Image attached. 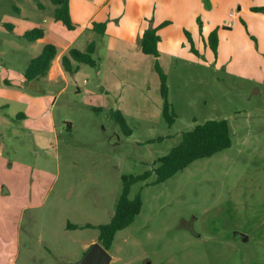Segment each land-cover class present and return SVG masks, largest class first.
<instances>
[{
	"label": "rangeland",
	"instance_id": "rangeland-1",
	"mask_svg": "<svg viewBox=\"0 0 264 264\" xmlns=\"http://www.w3.org/2000/svg\"><path fill=\"white\" fill-rule=\"evenodd\" d=\"M245 1L220 0V13ZM38 2L0 0V264L74 263L112 217L122 177L146 171L128 194L140 196V212L115 233L109 264H264V9L221 18L216 57L200 36L195 46L210 56L188 58L175 36L168 47V21L156 26L157 58L105 52V37L95 34L96 67L45 75L35 90L23 75L29 61L49 40L61 50L76 33L54 21L50 0ZM53 22L45 40L19 34L23 24ZM87 39L70 46L84 50ZM156 59L171 122L162 115ZM207 119L228 121L230 147L156 182L155 160Z\"/></svg>",
	"mask_w": 264,
	"mask_h": 264
},
{
	"label": "trees",
	"instance_id": "trees-1",
	"mask_svg": "<svg viewBox=\"0 0 264 264\" xmlns=\"http://www.w3.org/2000/svg\"><path fill=\"white\" fill-rule=\"evenodd\" d=\"M38 2V0H36ZM54 4V19L61 21L68 29H73L74 24L70 18L68 10V0H50ZM38 5L41 4L38 2ZM17 9V7H15ZM264 6L251 7L252 11L263 10ZM167 22H162L159 26H164ZM6 28L12 29L10 23L5 24ZM158 26V27H159ZM105 22H93L92 29L98 34L105 33ZM158 27H149L143 31L139 41V46L144 54L152 55L155 58L159 56L158 42L160 36L158 34ZM44 35V29L41 27H33L26 30L21 37L33 41L41 38ZM190 42L191 51L198 54L197 50L191 41L190 35L186 32ZM207 45H209L212 52L215 54L218 38L217 30L213 29L207 38ZM96 50L95 42L91 41L87 44L84 50H79L76 47H71L66 53L61 56V65L68 73H73L79 69V64H87L91 67H96L97 61L93 54ZM57 49L52 43H46L41 52L32 58L25 71L24 78L27 82L32 80H39L44 77L51 65L52 60L56 56ZM154 68L158 72L160 78V94L163 99L162 115L169 121H172V114L170 112V104L167 94L166 74L157 62L154 63ZM114 119L125 127V122L122 115L113 111ZM231 145V133L228 121L226 119H207L202 123L196 124L192 129L183 132L181 140L173 146L166 154L158 157L155 160L156 166L153 171L155 173L156 182H163L176 172L182 170L196 159L210 157L214 153L224 150ZM151 171H146L140 175H124L122 177L123 187L121 194L116 202L115 211L109 222L98 225L99 234L97 242H99L105 249L110 248L114 239L115 233L128 226L134 217L140 212L141 199L139 195L134 198H129L128 194L131 185L138 181L147 178ZM76 228L77 225H69ZM85 226H90L86 224Z\"/></svg>",
	"mask_w": 264,
	"mask_h": 264
},
{
	"label": "crops",
	"instance_id": "crops-1",
	"mask_svg": "<svg viewBox=\"0 0 264 264\" xmlns=\"http://www.w3.org/2000/svg\"><path fill=\"white\" fill-rule=\"evenodd\" d=\"M229 1L231 2V4L229 3L231 7L232 4L235 5L236 3L235 0ZM245 2V5L244 3L238 5L237 7L240 11L231 16L232 10L225 12V9H223L224 13H220V0H68V10L74 28L68 29L63 25L68 30L76 31V33L62 45L63 48L61 50L57 49V42L50 40L47 42L56 46L57 53L46 75H48L49 80H53L57 76L65 77L66 71L63 69L60 61L62 54L66 53L69 47H71L70 45L83 34H86L88 43L94 41L93 37L98 33L92 29L93 22H105V33L102 35L105 37V52H142L139 41L143 31L146 28L156 27L162 22L168 21V24L163 27L168 29V47L169 43H172L173 36H175L181 45L182 52H186L185 55L188 58L189 56L194 57L202 53L210 56V52L204 50V52H200L199 48H196L195 40L200 36L202 42L205 44L204 38H208L209 33L215 29L214 26H226L222 25L223 21H220L221 18L231 17L232 20L239 21L242 18L245 19V16L250 14L249 10L251 7L264 6V0H250L251 4L248 1ZM16 10L19 12L18 7ZM253 12L257 14V11ZM242 14L243 17H241ZM259 16H261L260 19L264 20L263 13L259 14ZM54 21L58 20L54 19ZM8 23L12 26L11 30L16 29L15 23ZM27 26L30 27V25L23 24L19 28L20 36L30 29ZM56 26V22H53L49 27L46 24L41 25L40 27L44 29V35L36 40H45L49 33L54 32ZM228 27L232 28V26ZM163 28L158 30V34ZM250 28L249 33L252 32ZM222 30L229 31L226 28ZM186 32L189 33L198 54L191 51ZM49 39L51 38L49 37ZM159 49H161L160 41L158 42ZM258 53L264 54V52ZM218 54L217 45L216 53H213V55L216 57Z\"/></svg>",
	"mask_w": 264,
	"mask_h": 264
},
{
	"label": "water",
	"instance_id": "water-1",
	"mask_svg": "<svg viewBox=\"0 0 264 264\" xmlns=\"http://www.w3.org/2000/svg\"><path fill=\"white\" fill-rule=\"evenodd\" d=\"M30 87L40 90L36 80L31 81ZM110 260L111 256L107 250L99 242H93L80 258L72 264H109Z\"/></svg>",
	"mask_w": 264,
	"mask_h": 264
},
{
	"label": "flooded vegetation",
	"instance_id": "flooded-vegetation-1",
	"mask_svg": "<svg viewBox=\"0 0 264 264\" xmlns=\"http://www.w3.org/2000/svg\"><path fill=\"white\" fill-rule=\"evenodd\" d=\"M135 197H136V196H135ZM133 198H134V197H133ZM181 223H182V225H185L186 228H187L189 231H191V232H193V233L195 234V232L193 231L192 222H190V223H186L185 221H182Z\"/></svg>",
	"mask_w": 264,
	"mask_h": 264
},
{
	"label": "built area",
	"instance_id": "built-area-1",
	"mask_svg": "<svg viewBox=\"0 0 264 264\" xmlns=\"http://www.w3.org/2000/svg\"><path fill=\"white\" fill-rule=\"evenodd\" d=\"M234 12H231L230 15L233 16Z\"/></svg>",
	"mask_w": 264,
	"mask_h": 264
}]
</instances>
